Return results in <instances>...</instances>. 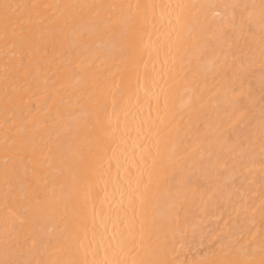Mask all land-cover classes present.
<instances>
[{
  "label": "bare ground",
  "instance_id": "1",
  "mask_svg": "<svg viewBox=\"0 0 264 264\" xmlns=\"http://www.w3.org/2000/svg\"><path fill=\"white\" fill-rule=\"evenodd\" d=\"M0 264H264V0H0Z\"/></svg>",
  "mask_w": 264,
  "mask_h": 264
},
{
  "label": "snow or ice",
  "instance_id": "2",
  "mask_svg": "<svg viewBox=\"0 0 264 264\" xmlns=\"http://www.w3.org/2000/svg\"><path fill=\"white\" fill-rule=\"evenodd\" d=\"M5 7L7 8L8 6H7V5H5Z\"/></svg>",
  "mask_w": 264,
  "mask_h": 264
}]
</instances>
